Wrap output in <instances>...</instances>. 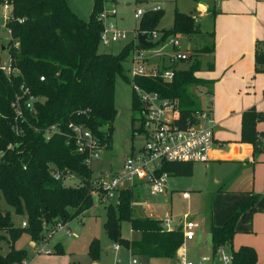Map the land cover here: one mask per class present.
I'll return each mask as SVG.
<instances>
[{
	"label": "trees",
	"instance_id": "trees-1",
	"mask_svg": "<svg viewBox=\"0 0 264 264\" xmlns=\"http://www.w3.org/2000/svg\"><path fill=\"white\" fill-rule=\"evenodd\" d=\"M4 0H0L2 3ZM12 18L7 25L12 31L10 53L13 65L19 73L8 80L0 70V199L13 208L16 215L25 216L15 224L9 212L0 207V243H8V251L0 252V264H25L26 251L16 249L15 241L26 233L32 240L56 222L67 221L83 214L92 207V169L84 163V155L76 152L70 140L69 124L80 125L92 131L105 145L111 147V134L117 110L114 105L116 76L121 75L132 84V122L138 118L140 103L134 94V85L155 91L174 99L178 107L175 123L180 127L194 124L200 103L190 87H206L212 90L213 81L195 76L200 70V54H212L215 49L214 31L209 33L207 47L193 50L185 60L190 62L186 70L177 69L172 81L160 76H134L130 80L124 73L123 62L134 48L152 47L168 36L196 34L198 26L194 16L177 9L173 24L161 31L158 41L149 46L128 42L117 53L100 52L101 23L98 14L103 0H94L87 20L78 17L68 0H10ZM161 10H149L142 15L140 32L152 33L158 24ZM22 20V21H19ZM199 33V32H198ZM193 56H196L193 61ZM255 72H264V41L257 40L254 51ZM212 68V63L209 64ZM43 76L44 79L40 80ZM30 87L33 94L42 98L34 103L27 120L19 122L21 133L13 130L14 112L10 106L20 83ZM134 83V85H133ZM264 118V112L250 107L241 115V141L251 143L259 150L256 123ZM55 125L59 129L45 139L44 129ZM69 168L81 177L80 185H65L56 181L50 169ZM162 171L170 175L188 176L193 172L192 162L163 161ZM134 191L122 188L113 201L105 205L106 235L115 242L131 249V253L153 258H169L182 242L178 230L167 231L161 220L150 216H135ZM100 198L101 196L98 195ZM256 198L251 196L220 226H210V242L213 250L230 245L235 226L240 220L250 222ZM26 225L22 226L21 223ZM127 221L136 238L121 236V223ZM62 249H58L60 253ZM89 257L98 260L100 241L93 238L87 249ZM231 264H257V254L251 246L232 250Z\"/></svg>",
	"mask_w": 264,
	"mask_h": 264
},
{
	"label": "rangeland",
	"instance_id": "rangeland-1",
	"mask_svg": "<svg viewBox=\"0 0 264 264\" xmlns=\"http://www.w3.org/2000/svg\"><path fill=\"white\" fill-rule=\"evenodd\" d=\"M252 1L253 0H115L114 3H108L106 7H112L116 10V14L111 20L117 28L126 30L128 36L125 40L112 43L108 46L100 44L98 50L100 52L117 54L125 44L132 41L133 32L139 31L138 29H140L142 16L136 18L134 16L136 10L141 8L147 12L157 6L159 7L157 10H161V16L154 31L158 34L154 37L148 35L147 39L153 41L152 43L159 40L157 38L161 31L172 26L176 9L183 13H190L196 20L198 26L197 33L188 36L177 34L176 36L179 42V50L187 54H192L193 50L201 49L209 45V33L215 30L214 17L211 13L202 15L198 7V2L206 4L211 11L217 10V12H220V5H226L232 9L233 7L230 4H241L240 7H242ZM68 3L78 17L87 20L92 11L94 0H68ZM260 14L264 18V6L261 8ZM144 33L145 32H143V34ZM4 36V34H1L0 44L6 47L7 45L4 43L7 41L5 40L6 36ZM218 42L222 43L223 41L219 40ZM243 43L247 48V43ZM188 46L190 48H187ZM175 50H177L176 47L171 50L166 40L159 41L148 48L143 63L153 68L160 67L162 63L167 65L170 62L168 60L170 53ZM8 55V50H4L0 47V59L2 62L7 59ZM134 55L137 56L136 51L132 49L126 61L123 62L124 73L129 80L132 78L129 67L131 66V61L133 60L132 56ZM200 55V61L202 57L209 58V54L206 52H202ZM195 57L196 56H193L191 61H193ZM205 58L201 64L203 69L207 61ZM177 66L178 69L186 70L190 67V62L180 61ZM261 85H264V76L261 77ZM246 87L251 90V92L254 91L257 95H261V98L258 100L264 107V95L260 88V84L257 83L255 88L252 84H247ZM240 88L244 89L245 87L238 86V89ZM202 90V87L192 86L189 88V91L195 94L198 102H201V104L205 106L208 99L206 95H201L200 99L199 94ZM205 91L209 92L208 89H205ZM131 97L132 84L126 81L121 75H117L114 94V105L117 110V115L113 123L111 134L112 143L110 148L102 150L99 160L92 164V180L96 181L100 177V172L105 173L102 175V179L108 180L111 175L122 169L124 161L131 153L142 148L145 144V137L139 130V121L135 119L134 123L132 122V114L134 112L131 108ZM223 108L224 106L220 105V109ZM133 115L136 117L137 113ZM262 121H264V118L259 119L257 123ZM257 123L256 131L260 133L262 131L258 130ZM259 152H263L262 154H264V149H261ZM1 155L2 153L0 151V156ZM192 165L193 173L191 175L171 176L168 191L170 192L172 189V195H150L147 189L140 188L139 191L135 189L133 208L135 216L162 218L161 216L171 214L176 221L179 220L184 212L191 213L192 217H195V219L202 224L198 230L197 238L188 243L190 258L197 263L203 256L208 257V259L211 258L212 246L210 237L203 225V220L206 217L205 212L208 211L209 203L212 204L213 221L216 222L217 217L224 215L230 207L233 206L234 202L244 195L243 193H225V191L220 188L221 184H215L214 181H212L211 175L205 167V163L192 162ZM248 170H250V168L246 171ZM77 179H81V177L77 175ZM76 180H66L63 183L65 185H76ZM174 181L176 183H174ZM242 185H244V183H242ZM212 190L216 192V196H213ZM183 191L190 193L191 198L189 200H184L182 198ZM97 194L99 193L94 189V191H92L93 203L90 209L74 219L67 221L65 223V228L58 230L54 235H49L47 229L43 232L42 237L37 240H32L28 234L23 233L17 241H15L14 247L26 251L25 264H128L130 255L129 250L125 246H121L118 251H115L112 248L115 241L110 239L105 233L103 227L106 220L105 204L97 200ZM143 199H146L148 202L147 206L140 204ZM112 201L116 209V200L114 199ZM261 204L264 205V202H261ZM0 207L3 212H9L15 224H20L21 220L25 217L23 215H16L13 208L7 205L3 198L0 199ZM239 207L240 204H238L237 208H235L233 212H230L229 216L225 219L231 217ZM223 222H221L219 226L222 225ZM237 224L243 225L240 220ZM68 229L70 230L69 233H67ZM237 232L241 234L244 231L237 228ZM121 236L122 238L132 239L136 238L138 233L131 230L129 222L123 221L121 223ZM93 238H97L100 241V255L98 260L91 259L87 253L88 245ZM59 248L62 249V251L57 253ZM7 251L8 243L4 241L1 242L0 252L5 254ZM138 259L143 264H163L165 262V260H163L164 258H153L149 256H139ZM204 264H210V262L207 261ZM212 264H218L217 260H214Z\"/></svg>",
	"mask_w": 264,
	"mask_h": 264
},
{
	"label": "built area",
	"instance_id": "built-area-1",
	"mask_svg": "<svg viewBox=\"0 0 264 264\" xmlns=\"http://www.w3.org/2000/svg\"><path fill=\"white\" fill-rule=\"evenodd\" d=\"M115 0H103V8L98 14V20L101 23L100 44L108 46L112 43L125 40L128 36L126 30L117 28L111 18L116 14V10L112 7H106L108 3ZM159 7H153L151 10H157ZM145 13L144 10L138 8L134 14L139 18ZM12 18V3L10 0H4L0 3V38L1 34L6 36L4 44L8 50V57L5 61L0 59V70L4 73L8 80H11L19 73V69L13 65L10 53V45L12 42V31L7 23ZM22 21V20H19ZM139 31L133 32L132 41L138 43ZM147 36H156V31ZM4 36V37H5ZM161 33L159 34V39ZM148 38V37H147ZM147 41H150L147 39ZM153 42V41H151ZM167 44L171 50L176 47L177 50L170 53L167 65L162 63L160 67L153 68L146 66L143 62L145 53L149 47L134 48L137 56H132L129 71L134 76H160L165 81H172L175 71L178 69V62L185 60L189 54L179 50V42L176 35L166 38ZM3 44H0L2 47ZM5 49V50H6ZM44 77L41 76L40 80ZM134 85V83H133ZM134 94L138 98L141 105L137 120L139 121V130L145 137V144L142 148L131 153L123 163L122 169L115 172L106 180L102 179L104 172H100L99 178L93 183L95 190L99 193L96 195L97 200L105 205L116 199L117 193L122 188H131L133 190L140 188L147 189L150 195H159L166 192V186L170 178V173L162 171L163 161H182V162H207L210 159V151L216 144L214 141V119L209 109H201L196 114V122L187 127H180L175 123L178 118V107L174 99L162 96L158 92L148 91L134 85ZM42 100L41 97L33 94L30 87L24 82L20 83L14 93L10 106L14 112L13 130L15 134L21 133L19 122L27 120V114L31 113L34 103ZM71 129L70 140L74 144L76 152L84 155V163L92 169V164L99 160L101 152L105 149L98 137L90 130L70 123ZM57 126L52 125L44 129L45 139H49L52 133L57 132ZM258 139L264 146V134H259ZM52 178L56 181L65 182L66 180H76L77 174L69 168L50 169ZM77 185L82 184L81 179H77ZM101 196L100 198L98 197ZM183 198H188L189 193L183 192ZM138 203V202H137ZM140 204L148 205L146 199ZM133 205V203H132ZM161 220L162 226L167 231L178 230L182 233V242L177 247L173 256L164 258L163 264H204L209 261L210 264L217 260L218 264H231L232 250L226 245L218 246L216 250L212 249L211 258L203 256L196 263L190 258L188 243L196 238V223L192 220L188 213H184L179 220H175L172 215L167 214ZM22 226L26 223L23 221ZM65 224L56 222L52 227L48 228L49 235H54L58 230L64 229ZM70 230H67L69 233ZM120 243L115 242L112 248L118 251L121 248ZM129 252L128 264H143L139 261V255L131 253V249L126 247Z\"/></svg>",
	"mask_w": 264,
	"mask_h": 264
},
{
	"label": "crops",
	"instance_id": "crops-1",
	"mask_svg": "<svg viewBox=\"0 0 264 264\" xmlns=\"http://www.w3.org/2000/svg\"><path fill=\"white\" fill-rule=\"evenodd\" d=\"M198 5L202 15L211 13L215 21L214 52L209 54V58L202 57L200 70L195 73L197 77L213 81L211 91L207 92L205 91L207 88L202 87L203 90L199 94L200 99L201 95H206L208 99L205 106L201 102L200 106L211 112L214 119V141L216 143L209 153V161L202 163H205L212 181L215 184H221L220 188L225 193H243L244 195L237 199L224 215L217 217L216 222L213 221V207L209 203L203 225L209 233L210 226H219L223 220H226L225 218L229 216L230 212L237 208L238 204L241 206L251 196H254L256 211L251 221H240L243 223L242 226L236 224L232 243L226 246L231 250H237L240 246H251L256 251L257 264H264V205L261 204L264 202V154L259 152L264 149V146L259 145V150L255 152L251 143L243 142L240 139L242 112L250 107L264 112V107L258 100L261 95H257L254 91L251 92L246 87L247 84H252L255 88L258 83L264 95V85H261V77L264 76V73L255 72L254 62L256 41H264V18L260 14L264 0H253L242 7H240L241 4H230L232 9L226 5H220V12L211 11L203 2H198ZM219 40L223 42L219 43ZM243 42L247 43V48ZM1 48L5 50V46ZM204 58L207 61L203 69L201 64ZM210 63L213 65L212 68L208 67ZM238 86L245 88L238 89ZM220 105H223L224 108L220 109ZM262 122L257 123V128L264 132V123ZM249 168L250 170L246 171ZM170 178L166 192L163 193L165 195H172L173 190L168 191ZM174 183L176 182L174 181ZM212 194L216 196L214 190H212ZM190 198L189 193V197L183 199L189 200ZM184 213L189 214V212ZM189 216L197 225V238L198 230L202 224L192 217L191 213ZM237 228L244 232L238 234Z\"/></svg>",
	"mask_w": 264,
	"mask_h": 264
},
{
	"label": "water",
	"instance_id": "water-1",
	"mask_svg": "<svg viewBox=\"0 0 264 264\" xmlns=\"http://www.w3.org/2000/svg\"><path fill=\"white\" fill-rule=\"evenodd\" d=\"M138 43L142 46H149L152 44L151 41H147V34L146 33H144V34L140 33L138 35Z\"/></svg>",
	"mask_w": 264,
	"mask_h": 264
}]
</instances>
